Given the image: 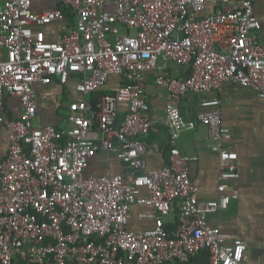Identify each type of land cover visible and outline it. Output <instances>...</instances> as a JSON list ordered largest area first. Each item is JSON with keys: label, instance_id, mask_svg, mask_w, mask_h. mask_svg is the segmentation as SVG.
<instances>
[{"label": "built area", "instance_id": "obj_1", "mask_svg": "<svg viewBox=\"0 0 264 264\" xmlns=\"http://www.w3.org/2000/svg\"><path fill=\"white\" fill-rule=\"evenodd\" d=\"M35 1L0 0V142L8 138L0 155V264H246L247 243L210 222L238 198L228 189L240 178L239 155L225 148L231 132L220 98L203 99L197 120L169 103V162L148 169L142 137L154 123L145 115L143 80L162 58L190 66L183 78L168 71L156 78L173 94L218 91L231 81L264 98L256 0L224 2L211 13L207 0H57L50 10H37ZM53 23L61 27L57 40L45 30ZM113 76L120 84L94 105L88 96ZM72 79L78 98L69 103L70 125H36L35 85ZM7 98L19 100L18 117L6 113ZM123 103L128 112L119 121ZM197 123L208 127L219 155L216 199L200 198L178 148ZM100 149L133 171L86 176ZM134 205L153 207L141 214L151 226L128 228Z\"/></svg>", "mask_w": 264, "mask_h": 264}, {"label": "crops", "instance_id": "obj_2", "mask_svg": "<svg viewBox=\"0 0 264 264\" xmlns=\"http://www.w3.org/2000/svg\"><path fill=\"white\" fill-rule=\"evenodd\" d=\"M47 1L42 4L36 0L35 8L50 10L57 6V0ZM228 1L232 0H207V13L219 9L224 2ZM255 10L262 22L261 34L264 39V2L262 0L255 1ZM45 30L48 38L59 39L61 31L59 23L46 26ZM163 71H168L173 77L183 78L190 73V66L178 67L172 61L160 58L155 69L144 73V97L149 105L145 115L149 116L154 123L151 131L142 137L148 149L147 168H156L169 162L171 145L168 129L163 125L166 106L169 103L177 104L187 120H197L199 113L204 110L200 104L201 101L205 98L219 97L222 123L231 132L225 142V148L238 153L240 178L230 182L228 189L229 193H237L238 198L231 201L227 210L211 215L210 222L225 231L236 234L247 243L246 264H264V98H260L255 91L231 81L225 82L218 91L173 94L156 84V78ZM120 82V77L113 76L104 89L113 91V87L118 86ZM75 84L76 80L72 79L65 85L56 81L47 86L39 83L35 85L39 103L37 118L40 119V126L53 125L57 128H66L70 125L67 121L70 112L69 103L78 98ZM90 101L96 105L99 100L96 104ZM5 105L8 115L19 116L18 99L7 98ZM128 107L127 103L120 105L119 121L126 116ZM7 146L8 138L4 133L0 142V155H5ZM178 148L183 156L190 159V175L198 186L200 198L216 199L219 196L220 159L217 151L211 146L208 127L197 123L195 128L185 130L179 138ZM132 171L133 169L120 161L114 153L100 149L91 158L85 175L94 177L113 173L126 174ZM153 211L151 206L134 205L129 215L128 228L140 230L151 226L152 222L143 219L141 214ZM173 222L174 218L169 216L167 224H173Z\"/></svg>", "mask_w": 264, "mask_h": 264}, {"label": "trees", "instance_id": "obj_3", "mask_svg": "<svg viewBox=\"0 0 264 264\" xmlns=\"http://www.w3.org/2000/svg\"><path fill=\"white\" fill-rule=\"evenodd\" d=\"M61 7H62V5H61ZM63 9H64V11H65V14L67 15V16H69V13H70V8L69 7H62ZM109 93H112V91H110V90H108V89H104V88H102V89H99V90H97V91H95V92H93L91 95H90V100H92L95 104H96V102L99 100V98L101 97V96H103L104 94H109ZM6 104V103H5ZM5 107H6V105H5ZM167 226H168V228H169V230H172L174 227H175V225H174V223L173 224H167ZM208 251H204V253H203V259H204V263H208Z\"/></svg>", "mask_w": 264, "mask_h": 264}, {"label": "rangeland", "instance_id": "obj_4", "mask_svg": "<svg viewBox=\"0 0 264 264\" xmlns=\"http://www.w3.org/2000/svg\"><path fill=\"white\" fill-rule=\"evenodd\" d=\"M40 3L44 4V3H47L48 1L47 0H39ZM35 123L36 125H40V119L39 118H36L35 119Z\"/></svg>", "mask_w": 264, "mask_h": 264}]
</instances>
